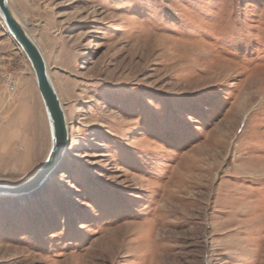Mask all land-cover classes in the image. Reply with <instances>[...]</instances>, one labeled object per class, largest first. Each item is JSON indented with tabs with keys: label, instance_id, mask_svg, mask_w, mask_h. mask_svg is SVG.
I'll use <instances>...</instances> for the list:
<instances>
[{
	"label": "rangeland",
	"instance_id": "obj_1",
	"mask_svg": "<svg viewBox=\"0 0 264 264\" xmlns=\"http://www.w3.org/2000/svg\"><path fill=\"white\" fill-rule=\"evenodd\" d=\"M70 141L0 195V264H264V0H9ZM0 19V181L49 134ZM14 82L7 86L6 78Z\"/></svg>",
	"mask_w": 264,
	"mask_h": 264
},
{
	"label": "water",
	"instance_id": "obj_2",
	"mask_svg": "<svg viewBox=\"0 0 264 264\" xmlns=\"http://www.w3.org/2000/svg\"><path fill=\"white\" fill-rule=\"evenodd\" d=\"M0 19L28 61L43 106L50 142L45 157L27 177L17 182L0 181V195L21 196L39 188L57 167L69 145V125L45 57L32 35L13 15L9 0H0Z\"/></svg>",
	"mask_w": 264,
	"mask_h": 264
},
{
	"label": "bare ground",
	"instance_id": "obj_3",
	"mask_svg": "<svg viewBox=\"0 0 264 264\" xmlns=\"http://www.w3.org/2000/svg\"><path fill=\"white\" fill-rule=\"evenodd\" d=\"M13 13V12H12ZM13 15H14V13H13ZM15 16V18L17 19V20H19L18 19V17L16 16V15H14ZM24 27H25V22L23 21H19ZM26 28V27H25ZM4 30H5V32H7L8 33V29H7V27L6 26H4ZM31 34V33H30ZM32 35V34H31ZM11 37V36H10ZM32 37H33V35H32ZM34 39V38H33ZM13 40V39H12ZM35 40V39H34ZM37 43V42H36ZM38 44V43H37ZM38 47H39V49H40V51L42 52V54H43V51H42V48L39 46V44H38ZM43 56H44V54H43ZM47 70H48V66H47ZM48 73H49V70H48ZM50 74V73H49ZM48 128V127H47ZM50 143V142H49ZM49 143H48V148H49ZM47 151H48V149H47ZM47 151H46V153H47ZM46 155V154H45ZM45 157V156H44ZM43 160V159H42ZM27 194V193H26ZM26 194H24V195H26Z\"/></svg>",
	"mask_w": 264,
	"mask_h": 264
},
{
	"label": "built area",
	"instance_id": "obj_4",
	"mask_svg": "<svg viewBox=\"0 0 264 264\" xmlns=\"http://www.w3.org/2000/svg\"><path fill=\"white\" fill-rule=\"evenodd\" d=\"M6 83L9 88L14 89V82L12 81L10 77L6 78Z\"/></svg>",
	"mask_w": 264,
	"mask_h": 264
}]
</instances>
